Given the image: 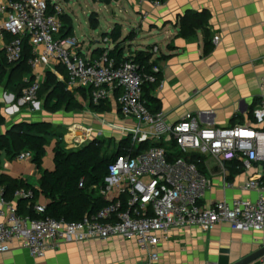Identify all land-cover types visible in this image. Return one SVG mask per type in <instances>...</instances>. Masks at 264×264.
I'll list each match as a JSON object with an SVG mask.
<instances>
[{"label": "built area", "instance_id": "1", "mask_svg": "<svg viewBox=\"0 0 264 264\" xmlns=\"http://www.w3.org/2000/svg\"><path fill=\"white\" fill-rule=\"evenodd\" d=\"M168 1L150 0L156 8ZM62 15L59 4H48L46 0H9L6 20L0 28L9 37L4 47L5 62L19 63L27 40L33 55L28 60L31 70L39 66L62 67L65 90L87 91L93 105L110 100L119 91V114L136 124L121 131V141L129 140L130 147L109 164L104 184L97 188L107 204L79 222L41 218L45 204L39 200L33 211L40 218L18 216L15 206L3 199L0 188V254L9 252L13 242H19L32 258L41 259L65 244L123 238L133 240L147 254L145 264H155L161 239L169 232L190 228L209 232L219 224H227L233 231L259 233L264 247V183L259 178L249 177L242 185V190L258 193L254 201L240 197L204 205L212 187V167L228 189L232 187L229 166L245 174L252 171L254 164L264 163V100L252 111L255 128L203 126L194 117L170 124L161 111L150 113L143 97L145 86L157 84L160 90L163 83L157 82L152 73H138L132 60L117 62L110 58L113 48L105 49L94 60L78 55L77 40L60 36ZM218 41L215 36L213 43ZM104 42L113 46L108 38ZM41 83L40 78H35L22 91L21 105L38 103ZM261 90L264 92V82ZM77 132L79 135L69 142L73 147L83 144L91 130L78 127ZM147 142L152 145L139 150ZM31 158L30 152H22L16 160ZM33 196L32 190L14 193L15 200Z\"/></svg>", "mask_w": 264, "mask_h": 264}, {"label": "crops", "instance_id": "2", "mask_svg": "<svg viewBox=\"0 0 264 264\" xmlns=\"http://www.w3.org/2000/svg\"><path fill=\"white\" fill-rule=\"evenodd\" d=\"M8 1L0 0V28L6 20ZM114 3L128 20L126 26L115 24L121 27L122 37L134 33L133 40L124 44V57L135 51L156 50L152 53L151 63H155L153 70L158 71L163 87L160 90L156 88L150 95L159 101V111L164 113L168 123L175 124L194 117L203 126L256 127L252 111L264 100L261 90L264 82V0H169L157 8L150 0H118ZM186 12L205 14V30L199 29L187 38L179 36L180 18ZM62 16L69 18L72 26V19L64 11ZM108 25L111 32L115 25L112 26L111 22ZM73 33L72 27L70 37L74 38ZM108 34H101L87 44H78V55L94 60L98 55L95 51L114 48V45L104 42L103 38ZM140 34L145 36V44H138ZM215 36L219 37L217 44L213 43ZM8 40V35L0 32V60H4V47ZM207 42L212 47L209 53H205ZM126 49L128 54H125ZM83 50L84 55L81 54ZM60 69L63 68L39 66L31 70V75L34 79L43 80L45 73L50 71L63 82L66 75H62ZM6 92L3 83L0 105L5 124L0 127V135L20 122H49L54 128L62 126L70 132L65 136L69 144L74 136L79 135L78 127H85L86 121L75 112L56 113L51 117L44 109L40 110V103L32 110L24 106L23 111L20 99L17 105L13 94ZM75 97L84 103L78 94ZM117 97L110 99L113 114L110 123L121 133L123 129L135 126L136 122L119 114ZM51 118L53 120L49 121ZM71 125L76 128H69ZM51 146L47 148L44 161L45 168L49 170L52 169ZM1 176L39 188L36 166L31 161L12 159L4 152L0 153ZM209 177L212 187L206 193L204 205L240 197L254 201L258 193L244 191L242 185L249 177L259 178L264 183V168L256 163L251 172L234 175L229 181L232 187L228 189L223 187L216 168L212 167ZM39 202L44 203L42 199ZM11 203L16 208L15 200ZM262 248L259 233L233 231L227 224H219L209 232L199 228L174 230L162 237L157 249L159 260L155 264H236ZM146 260L147 254L133 240L123 238L65 244L49 251L41 259L32 258L19 242H13L9 252L0 254V264H145ZM250 264H264V258Z\"/></svg>", "mask_w": 264, "mask_h": 264}, {"label": "trees", "instance_id": "3", "mask_svg": "<svg viewBox=\"0 0 264 264\" xmlns=\"http://www.w3.org/2000/svg\"><path fill=\"white\" fill-rule=\"evenodd\" d=\"M95 3L110 5L118 0H93ZM49 4V0H46ZM205 14L186 12L180 18L179 36L187 38L195 34L199 29L205 30L207 18ZM63 29L60 33L62 38L70 37L72 26L70 19L62 16ZM97 20L94 15L90 17V27L97 28ZM106 35H103V37ZM114 48L109 51V57L117 62L121 60H132L137 66L138 73H152L159 82L158 73H154L155 63H151L152 53L148 51H135L124 57V44L132 41L134 33L122 37L121 27L115 25L113 30L107 35ZM103 38V39H105ZM211 43L207 42L205 53L211 51ZM105 49L95 51L98 58ZM33 57L32 48L27 40L23 43L22 59L16 65H8L5 60H0V85L5 84V91L13 94L15 101L22 96V91L33 81L31 69L28 66V60ZM8 68V69H7ZM7 69V71H6ZM65 75L63 69L59 71ZM157 87V84L147 85L143 89V97L150 113L159 112V101L151 97L150 93ZM78 94L84 103L77 101L75 95ZM117 95V92L115 93ZM38 102H42L44 111L56 114L61 111L67 113L81 112L87 107L96 114H104L110 110V100L100 105H93L89 100V93L85 90H79L74 93L67 92L63 82L50 71L45 73L38 93ZM5 124L1 113L0 105V127ZM54 141V142H53ZM53 142V145L51 144ZM62 138H56V131L49 122H20L12 126L6 134L0 135V153L4 152L12 159L22 152H30L31 162L36 166L39 172V188L35 189L23 181L11 180L3 176L0 177V188L2 196L6 202L14 201V193L17 190H32L34 196L32 199H18L16 202V214L31 219L40 218L34 214L33 207L39 199L45 204V212L41 218H53L56 220H65L66 222H79L86 216H90L107 203L98 195L97 188L104 184L107 176V168L117 156L125 153L124 149L130 147L129 140H122L116 145V150L110 155L104 154V143L98 140L88 143L76 149L66 150L61 143ZM52 145V146H51ZM152 144L143 143L139 150H145ZM51 146L52 169L45 168V158L47 148ZM161 146V145H158ZM177 156V155H176ZM264 168V163L261 164ZM230 176L228 181L234 175L241 174L233 166H229ZM83 182V187L79 183Z\"/></svg>", "mask_w": 264, "mask_h": 264}, {"label": "rangeland", "instance_id": "4", "mask_svg": "<svg viewBox=\"0 0 264 264\" xmlns=\"http://www.w3.org/2000/svg\"><path fill=\"white\" fill-rule=\"evenodd\" d=\"M50 2L53 4H59L62 10L64 11V14L72 19V27L74 32L73 35L79 45H82L83 43L87 44L92 40L97 39V37H99L101 34L110 33L108 30V24L110 22L112 23V26H114L115 24H120L123 26L127 25L128 20L122 14H120V10L118 9L115 3H112L110 5H104L100 3H95L93 0H50ZM92 14L96 15V19L98 20V29L96 30H92L89 27L90 17ZM135 17L137 18V16ZM144 37V35L140 34L137 41L138 44H145ZM102 45L104 46V43ZM84 53L85 52L83 50L81 54L84 55ZM128 53L129 51L128 49H126L125 54ZM2 87L3 83L0 85V89ZM7 92L6 94H8ZM14 103L17 104V101H14ZM38 103H40V110H42L43 108L41 102ZM85 106V113L75 112L76 115H80L83 120L86 121L83 124V126H85L84 129L91 130L90 134L88 135V138L80 146H83L89 141L98 140L101 143H104V154L110 155L114 153L116 150L117 143H119L122 139V134L119 133V131L116 130L115 126L110 123V120L112 119L113 115L111 113L112 110H109V112L104 114H96L87 107V104H85ZM29 107L31 110L33 109V106ZM22 109L24 111V106L21 107V110ZM47 114L51 115V117H54V114ZM58 114L63 115L67 114V112L61 111ZM52 120V118L49 119V121ZM72 127H74V125H71L69 128ZM54 129L56 131V138H62L61 143L64 145L66 150L76 149L80 147L79 145L77 147H73L72 145L66 142L67 140H65V136L66 134L69 135L70 132L63 129L62 126ZM67 139L69 138L67 137Z\"/></svg>", "mask_w": 264, "mask_h": 264}, {"label": "water", "instance_id": "5", "mask_svg": "<svg viewBox=\"0 0 264 264\" xmlns=\"http://www.w3.org/2000/svg\"><path fill=\"white\" fill-rule=\"evenodd\" d=\"M261 258H264V248L259 249L258 251H256V253H253L252 255L242 259L236 264H250Z\"/></svg>", "mask_w": 264, "mask_h": 264}]
</instances>
